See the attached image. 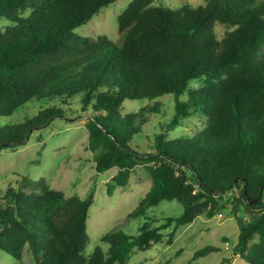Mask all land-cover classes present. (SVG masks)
Here are the masks:
<instances>
[{
  "label": "trees",
  "instance_id": "1",
  "mask_svg": "<svg viewBox=\"0 0 264 264\" xmlns=\"http://www.w3.org/2000/svg\"><path fill=\"white\" fill-rule=\"evenodd\" d=\"M118 0H0V117L32 101L57 102L0 129V146H22L32 132L68 117L62 106L79 98L97 174L117 169L107 193L129 184L144 166L152 186L130 216H145L163 201L183 207L160 227L146 222L138 235L115 229L108 244L84 255L94 204L22 177L0 197V251L21 261L28 248L35 264H128L151 250L171 227L212 218L231 206L239 235L235 253L264 264V0H203L171 10L155 0H132L117 17L120 43L75 30ZM28 13V14H27ZM217 25L228 27L223 38ZM198 86H195L194 84ZM172 96L174 116L147 153L131 146L147 111L122 114L126 101ZM197 117L198 139L167 141V132ZM244 209L249 222L239 216ZM173 234L169 235L172 243ZM219 249L198 251L192 264Z\"/></svg>",
  "mask_w": 264,
  "mask_h": 264
},
{
  "label": "rangeland",
  "instance_id": "2",
  "mask_svg": "<svg viewBox=\"0 0 264 264\" xmlns=\"http://www.w3.org/2000/svg\"><path fill=\"white\" fill-rule=\"evenodd\" d=\"M132 0H118L104 8L92 20L75 30L80 37L108 36L114 43H120L117 30V17L126 9ZM203 0H155L153 6L178 10L184 6L197 8ZM28 14V13H27ZM5 20L0 27L6 26ZM230 30L223 25L215 27L219 39ZM263 56H264V50ZM195 86H198L196 83ZM70 106H62L68 117H56L49 125L35 130L28 140L14 148L0 146V197L9 186L17 187L22 177L33 181L44 178L51 188L60 190L68 196L86 199L93 195L94 204L89 210L87 232L89 242L84 255L89 256L97 247L105 250L108 244L101 238L115 229L136 236L146 222L153 228L160 227L168 218L179 217L183 207L177 201H163L149 208L145 216H130L146 196L152 186V179L144 166H139L132 173L129 184L125 188H117L112 194L107 193L109 184L117 169L105 174H97L93 153L89 150L86 123L91 113L80 110L79 98L69 101ZM57 102L32 101L10 117H0V129L14 123H20L38 114L40 110ZM158 104L157 111H147L148 120L135 136L131 146L139 153L151 151L156 142V135L164 132L174 116L172 96L159 98L154 102L147 100L126 101L122 114L139 113L142 108H152ZM203 122L197 117L167 132V141L176 138L198 139L197 133ZM223 215V218L219 217ZM239 216L249 222L251 216L241 209ZM165 238L151 250L135 252L129 256L128 264H186L193 256L207 247L219 249L206 257L197 259L192 264H248L235 253L239 229L237 220L231 214V206L218 211L210 218L206 213L198 215L190 225L163 231ZM173 234L172 243L169 235ZM228 245V246H227ZM228 247V248H227ZM0 264H35L29 249L23 254L21 261L0 251Z\"/></svg>",
  "mask_w": 264,
  "mask_h": 264
},
{
  "label": "built area",
  "instance_id": "3",
  "mask_svg": "<svg viewBox=\"0 0 264 264\" xmlns=\"http://www.w3.org/2000/svg\"><path fill=\"white\" fill-rule=\"evenodd\" d=\"M219 217H220V218H223V215H222V214H219ZM227 246H228V245H227ZM227 248H228V247H227Z\"/></svg>",
  "mask_w": 264,
  "mask_h": 264
},
{
  "label": "water",
  "instance_id": "4",
  "mask_svg": "<svg viewBox=\"0 0 264 264\" xmlns=\"http://www.w3.org/2000/svg\"><path fill=\"white\" fill-rule=\"evenodd\" d=\"M51 122H52V120L48 122V125H49V123H51ZM46 126H47V125H46ZM46 126H45V127H46ZM42 128H43V127H42ZM29 137H30V135H29ZM29 137H28V138H29Z\"/></svg>",
  "mask_w": 264,
  "mask_h": 264
}]
</instances>
